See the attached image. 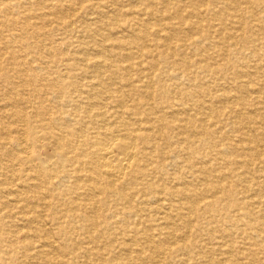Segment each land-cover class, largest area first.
Segmentation results:
<instances>
[{
	"label": "bare ground",
	"instance_id": "6f19581e",
	"mask_svg": "<svg viewBox=\"0 0 264 264\" xmlns=\"http://www.w3.org/2000/svg\"><path fill=\"white\" fill-rule=\"evenodd\" d=\"M0 264H264V0H0Z\"/></svg>",
	"mask_w": 264,
	"mask_h": 264
}]
</instances>
